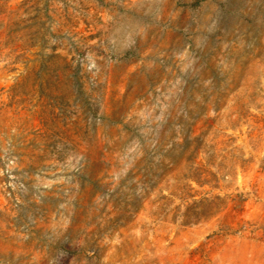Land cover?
I'll return each mask as SVG.
<instances>
[{"label":"rangeland","instance_id":"374dc122","mask_svg":"<svg viewBox=\"0 0 264 264\" xmlns=\"http://www.w3.org/2000/svg\"><path fill=\"white\" fill-rule=\"evenodd\" d=\"M0 264H264V0H0Z\"/></svg>","mask_w":264,"mask_h":264},{"label":"trees","instance_id":"16d2710c","mask_svg":"<svg viewBox=\"0 0 264 264\" xmlns=\"http://www.w3.org/2000/svg\"><path fill=\"white\" fill-rule=\"evenodd\" d=\"M198 183L199 180H196ZM217 196L212 198L202 197L193 200L184 212L181 213V222L185 225L197 224L202 220H206L220 210V204L216 202Z\"/></svg>","mask_w":264,"mask_h":264}]
</instances>
